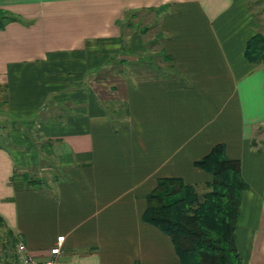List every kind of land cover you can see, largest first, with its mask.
<instances>
[{"label":"crops","instance_id":"0c3cea01","mask_svg":"<svg viewBox=\"0 0 264 264\" xmlns=\"http://www.w3.org/2000/svg\"><path fill=\"white\" fill-rule=\"evenodd\" d=\"M0 11V122L17 132L0 142L1 233L36 254L64 235L59 264H179L142 219L145 196L163 177L209 180L193 161L223 143L247 185L236 248L264 264V60L246 52L264 36V0H0ZM141 13L159 68L150 36L123 28ZM26 148L59 175L17 174Z\"/></svg>","mask_w":264,"mask_h":264},{"label":"trees","instance_id":"16d2710c","mask_svg":"<svg viewBox=\"0 0 264 264\" xmlns=\"http://www.w3.org/2000/svg\"><path fill=\"white\" fill-rule=\"evenodd\" d=\"M262 49L264 36L256 34L248 43V58L258 60L254 54ZM193 164L210 179L194 184L180 176L158 179L145 196L142 219L169 236L179 264H242L234 241L240 197L247 186L239 158L227 156L223 143H216Z\"/></svg>","mask_w":264,"mask_h":264},{"label":"rangeland","instance_id":"374dc122","mask_svg":"<svg viewBox=\"0 0 264 264\" xmlns=\"http://www.w3.org/2000/svg\"><path fill=\"white\" fill-rule=\"evenodd\" d=\"M1 14L3 16H5L2 11H0V15ZM146 16H147V14L145 15L144 13L136 14L134 16L133 15L127 16L126 22H124L123 28H125V30H127L128 32L140 31V32H142V34H146L147 36H150L149 42H151L152 44H149V46L147 48V52L150 49L152 51L148 52L145 56L151 54L150 60H151L152 64L156 68H159V65H158L159 60L158 59H160V56H161V53H159V51H157V44L159 42V37L157 35H155V33L152 29L149 30V26H150L149 24H151V22H144ZM0 18H1V16H0ZM134 19H137V22H135L136 20H134ZM153 33H154V37H153ZM129 51L130 50L127 48L124 49L123 55L126 57V60L129 59V57L127 56L128 53H131ZM142 55L140 56L139 54H137L138 57H142ZM255 55H257L256 58H258L259 60H264V50L263 49H262V51L261 50L257 51V53L254 54V56ZM160 61L162 64H164V62H162V61L166 62L164 57ZM0 98L4 99L5 97H2L0 95ZM122 109L123 108H118L116 110V114L122 113V111H123ZM56 112H58V111H56ZM108 113L112 117L113 114L110 110H108ZM13 126L14 125H9V124L4 125L0 122V142H6V141L10 142V139L8 140V138L6 136L10 134V131L12 130L11 127L13 128ZM15 130L16 129L13 128V134H17V132H15ZM18 157L21 160V163L22 162H24V163L28 162V163L23 164V166L20 168L17 167V169H16L17 174H23L24 178L30 182H33L34 180L46 181V180H49L50 178H53L54 176L59 175V170L55 167L56 165L54 164V161L52 159H49L46 157L42 158L40 156L39 160L37 161L38 163H36L34 166H32V161L36 159V156H35V154H32L28 148H26L24 150V153L21 152V154H19ZM198 190H199V188H198ZM171 199H173V196H170L168 198V200H171ZM10 237L11 236L9 235V233H4V231H2V233L0 232V264H10L14 259V253H15L14 250H15L16 244H14L15 242L13 241V239H10Z\"/></svg>","mask_w":264,"mask_h":264},{"label":"built area","instance_id":"2783aa9c","mask_svg":"<svg viewBox=\"0 0 264 264\" xmlns=\"http://www.w3.org/2000/svg\"><path fill=\"white\" fill-rule=\"evenodd\" d=\"M63 238L64 235L57 236L44 254H36L23 241H18L14 250L15 259L10 264H59L58 256L63 252Z\"/></svg>","mask_w":264,"mask_h":264}]
</instances>
